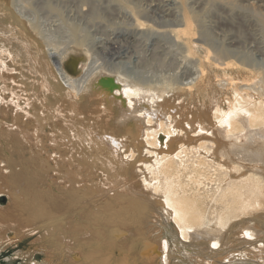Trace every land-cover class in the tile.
I'll use <instances>...</instances> for the list:
<instances>
[{"label":"bare ground","instance_id":"6f19581e","mask_svg":"<svg viewBox=\"0 0 264 264\" xmlns=\"http://www.w3.org/2000/svg\"><path fill=\"white\" fill-rule=\"evenodd\" d=\"M171 1L158 3V9L152 8L157 6L153 2L145 9L134 3L133 9L124 11V19L155 51L162 33L159 26L170 27L164 33L177 48L174 51H184L182 60L190 75L182 84L189 90L199 84L208 92L212 76L216 78L221 90L208 92L209 105L182 109L178 119L173 104L179 81L136 76L124 62L127 52L114 51L115 69L107 72L99 62L88 64L91 52L86 41L72 33L78 43H73L77 50L73 52L81 57H70L65 71L59 68L57 53H52L61 79L46 83L48 106L46 96L37 104L34 83L19 74L11 47H0V246L13 238V229L15 234L30 231L101 196L102 202L83 212L87 223L67 222L80 232L82 245L101 241L100 250L87 257L83 253L88 262L132 264L133 244L143 241L142 253L153 251L147 264H172L164 238L170 231L181 242L178 254L189 264H264V46L240 48L234 40L214 45L207 30L198 27L195 7L174 0L180 8ZM237 1L258 5L254 18L263 36L264 0ZM157 10L174 18L164 20L167 17L157 15ZM114 44L107 41L112 49ZM140 141L153 158L171 159V164L157 163L153 170L152 180L160 182L164 201L143 183H138L143 191L136 197L118 182L100 189L85 186L86 190L75 178L79 163L67 167L81 154L100 158L139 154ZM91 143L95 149L87 148ZM5 193L12 202L1 207ZM67 244L73 253L71 241ZM184 244L191 245L188 254ZM58 255L48 263L54 264ZM67 259L68 264L81 263L76 254Z\"/></svg>","mask_w":264,"mask_h":264},{"label":"rangeland","instance_id":"374dc122","mask_svg":"<svg viewBox=\"0 0 264 264\" xmlns=\"http://www.w3.org/2000/svg\"><path fill=\"white\" fill-rule=\"evenodd\" d=\"M139 2L144 9L152 2L156 3L157 6L152 8L158 9V5L162 4L164 0H0V47H11L12 53L19 61V74L21 73L20 75L29 78L26 82L34 83L32 89L35 98L39 101L36 100L37 104L46 96L45 99L48 101L47 105L49 106V97H47L49 92L46 93L49 91V87L47 85L49 86L55 77L61 79L55 68V64L57 65L58 62L51 57L52 53L56 52L58 54H55L61 64V67H59L60 65L58 67L65 71H68L67 62L70 57H81L76 52V45L73 44L77 43V38L73 36L75 32L77 37L79 35L82 40L86 41V45L91 52L88 64L96 61V63L99 62V65H105L107 72H112L115 69L111 65L113 54L116 51L127 52L128 56L124 59V62L128 64L136 76L144 79L148 78V81L177 79L176 81H179V84L176 85L174 98L177 97L176 101L178 103L173 104V112L177 119L182 109L193 111L196 108L203 107L205 102L209 105L210 96H208V92L211 93L214 89L219 92L221 88L216 86L214 76L211 79L213 86L208 89V92L199 84L191 88L192 90L182 84L188 81L190 74L186 73L187 68L182 60L184 55L182 52L184 51H174L177 48L171 45L173 43L164 33L170 27L168 28L165 24L159 26L158 29L162 33L159 35L158 45L156 46L157 51L154 50V47H149V44L146 43V37L138 36V38L132 32L131 24L124 19V11L126 13V9H133L132 5L134 3L138 5ZM174 2V0L171 1V3ZM181 2L185 5L194 6L193 10L199 12L198 15L201 18L196 15V23L198 27L207 30L210 38L215 42L214 45H226L234 40V43L241 44L240 48H246L247 45L251 44L264 46V33L263 36L261 35L262 27L254 18V11L258 9L256 3L241 5L237 0H181ZM175 3L177 7L180 6L179 3ZM237 4H240L243 8L239 9ZM176 6L173 5V8ZM180 8L177 9L180 10ZM158 14L167 17L166 19L163 18L164 20L174 18V16H166L162 13V10H157ZM154 15H152L153 18ZM150 19L152 18H149L148 24H151ZM101 38H104L103 41H100ZM108 40L115 43L116 49H112V45L110 47L107 45ZM103 43L104 45H102ZM202 47L203 50L207 49L205 46ZM74 50L76 51L73 52ZM151 50H154L155 53ZM257 57L251 56L252 60L259 61L260 57ZM50 73L53 75V79L49 75ZM47 82L50 83L46 84ZM45 115L49 117V110H46ZM72 120L79 122L78 119ZM152 123L154 124V122ZM138 146L140 153L132 156L129 154L127 157L117 156V158H113L102 155L103 158H100L81 154V156L75 157L73 162H69L67 167L72 168L73 163H79V166L75 168V171H78V174L75 173V178L79 180L82 184L81 187L84 189H86L85 186L93 185L95 189L106 188V186L118 182V185L122 183L124 189L131 196L136 197V192L143 191L138 183H143L148 184L149 193L156 195L159 201H164L166 197L162 195L164 190L160 182L157 183L152 180L155 176L153 170L157 163L164 165V167L171 164V159H164L159 155L153 158L148 155L143 141H140ZM89 147L94 148L95 144L87 145V148ZM2 197L1 207L12 202L10 194L5 193ZM102 201L101 196H97L92 200L87 199L64 210L65 212L60 213L59 217H55L46 223H39L30 230L31 232L19 233L16 230L17 234H15V229H13V238L0 246V264H33L34 262L49 264L48 259L51 260L54 257L53 255L56 257L57 253H60V255L53 259L56 261L54 264H68L67 256L69 254H76L78 259L81 260L80 264H94L84 260L82 255L85 253L87 257L100 250L101 241L82 245L80 232L69 227L67 222L72 220L75 224L87 223L82 218L83 212L90 210L92 206ZM19 235H23L22 238H18ZM59 237L63 238V241H60ZM188 237L186 235V238ZM164 238L168 243V251L173 260L172 264L182 260L189 264V261L179 255L176 250V247L181 245L178 236L174 232L168 231L164 233ZM68 240L72 243L73 253L69 251L71 248L67 244ZM135 243L133 244L134 251L131 254L132 264H147L148 259L153 257V251H148L144 255L142 253L145 249L144 242L137 241ZM55 246L60 248H55ZM190 246V244H184L183 250H185V253L190 252ZM115 253L117 254V252ZM159 261H161V257Z\"/></svg>","mask_w":264,"mask_h":264}]
</instances>
